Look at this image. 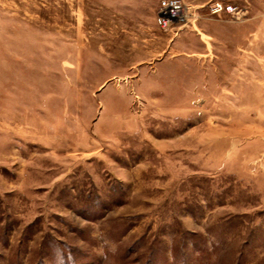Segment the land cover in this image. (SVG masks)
<instances>
[{
    "label": "rangeland",
    "instance_id": "1",
    "mask_svg": "<svg viewBox=\"0 0 264 264\" xmlns=\"http://www.w3.org/2000/svg\"><path fill=\"white\" fill-rule=\"evenodd\" d=\"M0 0V264H264V0Z\"/></svg>",
    "mask_w": 264,
    "mask_h": 264
},
{
    "label": "built area",
    "instance_id": "2",
    "mask_svg": "<svg viewBox=\"0 0 264 264\" xmlns=\"http://www.w3.org/2000/svg\"><path fill=\"white\" fill-rule=\"evenodd\" d=\"M205 7L211 14L226 13L239 17L240 11L234 4L224 0H213ZM156 25L162 31H169L176 25H185L192 16L191 6L182 0H160L156 9Z\"/></svg>",
    "mask_w": 264,
    "mask_h": 264
}]
</instances>
